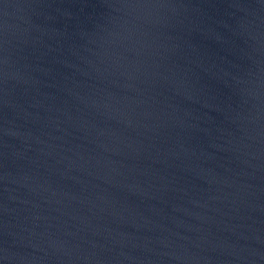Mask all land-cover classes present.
<instances>
[{
  "label": "water",
  "instance_id": "water-1",
  "mask_svg": "<svg viewBox=\"0 0 264 264\" xmlns=\"http://www.w3.org/2000/svg\"><path fill=\"white\" fill-rule=\"evenodd\" d=\"M0 264H264V0H0Z\"/></svg>",
  "mask_w": 264,
  "mask_h": 264
}]
</instances>
